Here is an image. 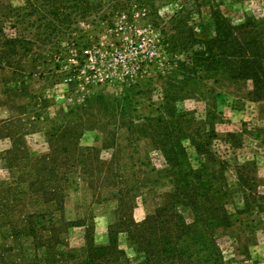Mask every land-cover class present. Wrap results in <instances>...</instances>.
Instances as JSON below:
<instances>
[{
    "label": "rangeland",
    "instance_id": "obj_1",
    "mask_svg": "<svg viewBox=\"0 0 264 264\" xmlns=\"http://www.w3.org/2000/svg\"><path fill=\"white\" fill-rule=\"evenodd\" d=\"M223 19L262 33L264 0H0L17 41L0 48V264H157L169 206L192 224L195 192L229 224L173 238L177 264L203 241L264 264V93L206 71Z\"/></svg>",
    "mask_w": 264,
    "mask_h": 264
},
{
    "label": "trees",
    "instance_id": "obj_2",
    "mask_svg": "<svg viewBox=\"0 0 264 264\" xmlns=\"http://www.w3.org/2000/svg\"><path fill=\"white\" fill-rule=\"evenodd\" d=\"M250 21L241 24L237 28L229 24L223 19L219 23V31L217 34L218 54L212 55L209 49V54L204 60L206 66L205 69L209 73H213L215 76H223L234 81L247 82L252 80L254 85V91L250 93L251 96H261L264 93V26H259L262 33L257 30H253L254 24L250 25ZM264 25V24H262ZM258 32V38H251L250 33ZM5 34L0 30V48L6 49L3 55L7 58L11 52H15L17 41L5 38ZM23 42L19 47L23 48ZM211 45V41L207 43ZM216 61V63L214 62ZM212 74H208L210 77ZM196 143V142H195ZM197 145V144H196ZM200 146V144H199ZM205 146V145H204ZM170 162V161H169ZM172 163V162H170ZM109 166L110 164H106ZM195 192V191H194ZM195 201V220L190 225H184L183 217L177 212L178 200L172 201L167 212L168 217L166 222L169 227H175V230L171 231V235L166 236L159 244L157 251V264H177V259L173 254L172 239L173 238H185L192 240L193 245L200 244L201 240L198 238H212L215 231L223 226L229 224L228 220L223 219L225 216L218 217L216 212L219 209L212 210L211 208L205 210L200 204L201 195L198 192L192 197ZM181 199L182 198H178ZM174 216L178 217V222L173 220ZM183 224L185 230H180V225ZM142 228V226H139ZM203 234H206L203 236ZM202 245L206 246L210 251V255H202L200 258H196L197 264H224L223 257L220 256L218 248L214 241H203ZM189 248V247H187ZM188 261L181 260L179 264H185ZM192 264V263H188Z\"/></svg>",
    "mask_w": 264,
    "mask_h": 264
}]
</instances>
